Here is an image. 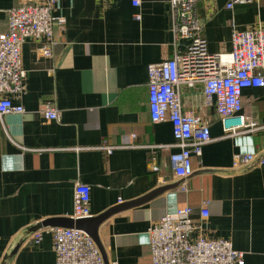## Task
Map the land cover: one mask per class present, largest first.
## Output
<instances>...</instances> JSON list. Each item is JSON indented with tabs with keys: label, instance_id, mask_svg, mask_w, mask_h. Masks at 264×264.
Segmentation results:
<instances>
[{
	"label": "crops",
	"instance_id": "1",
	"mask_svg": "<svg viewBox=\"0 0 264 264\" xmlns=\"http://www.w3.org/2000/svg\"><path fill=\"white\" fill-rule=\"evenodd\" d=\"M37 1L0 0V33L8 29L9 8ZM227 2L197 0L212 54L231 50L235 27L259 23L264 30V0L231 8ZM53 14L64 26L53 28L51 55L39 54L43 39L21 46L25 77L12 97L24 113L0 117V264H55L52 227L32 228L72 216L76 182L89 188L91 216L173 184L99 224L108 264H151L149 226L184 205L200 225L195 235L227 239L243 252L244 264H264V163L232 165L236 154L264 157V89L241 93L242 113L260 127L226 135L214 106H204L201 87L179 88L184 109L208 120L212 139L191 156L192 174L178 178L169 162L177 148H158L173 142L172 126L152 122L147 104V66L186 46L179 49L171 33L169 0H57ZM46 103L58 110L57 119L43 117ZM204 201L208 215L201 218Z\"/></svg>",
	"mask_w": 264,
	"mask_h": 264
},
{
	"label": "built area",
	"instance_id": "2",
	"mask_svg": "<svg viewBox=\"0 0 264 264\" xmlns=\"http://www.w3.org/2000/svg\"><path fill=\"white\" fill-rule=\"evenodd\" d=\"M258 0H228L227 8L235 4ZM57 0H39L22 3L7 11L8 29L0 33V117L23 114L25 109L13 101V95L22 90L25 70L21 64V46L25 39L45 40L39 48L42 56L51 55V46L57 43L53 28L61 30L64 18L54 15ZM171 33L175 41L187 39L183 50L147 66V104L152 122H170L173 142L159 145L163 151L177 148L169 154L173 173L185 179L193 172L191 156H200L202 146L211 138L209 122L195 110L184 109L180 87L200 86L204 106H214L222 130L226 135L242 131H255L259 123L242 113V90L248 87L264 89V30L257 23L251 29L231 31V50L212 54L207 50L202 36L197 0H169ZM45 119H57L58 110L46 103L41 109ZM110 152V149H106ZM258 162L252 153L236 154L233 167H246ZM153 170H157L155 164ZM189 205L177 206L166 211L147 230L151 264H244V254L233 248L227 239H209L201 234ZM208 215L207 201L200 209V217ZM91 216L89 212V188L76 182L73 188L74 218ZM43 229L33 233L38 243ZM55 264H104L94 240L77 229L52 227Z\"/></svg>",
	"mask_w": 264,
	"mask_h": 264
},
{
	"label": "water",
	"instance_id": "3",
	"mask_svg": "<svg viewBox=\"0 0 264 264\" xmlns=\"http://www.w3.org/2000/svg\"><path fill=\"white\" fill-rule=\"evenodd\" d=\"M188 42L189 41L187 39H180L178 48L183 49L184 46L188 44ZM172 186L173 184L160 186L141 198H138L133 201L125 202V203H120L116 206L108 208L107 210H105L104 212H102L101 214L97 216H89V217H83V218H74L72 216L47 218L41 221L39 224L33 226L32 230L42 228V227H64V228L81 230L87 233L94 240L95 244L97 245L101 253L104 264H108L107 257L105 255V252L103 250V247L101 245V242L99 240L98 233H97V228L99 224L102 223L109 216L119 211H122L124 209L141 204L143 202H146L152 199L153 197L161 194L165 190L170 189ZM15 250L16 248H14L12 252Z\"/></svg>",
	"mask_w": 264,
	"mask_h": 264
}]
</instances>
